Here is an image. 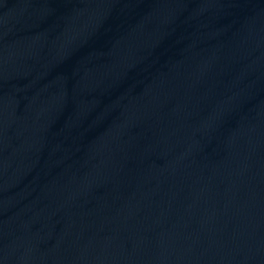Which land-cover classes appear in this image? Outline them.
<instances>
[{"label":"water","instance_id":"obj_1","mask_svg":"<svg viewBox=\"0 0 264 264\" xmlns=\"http://www.w3.org/2000/svg\"><path fill=\"white\" fill-rule=\"evenodd\" d=\"M0 264H264V0H0Z\"/></svg>","mask_w":264,"mask_h":264}]
</instances>
